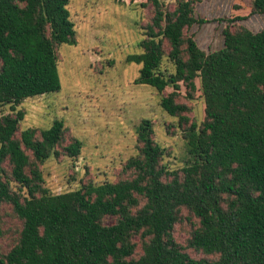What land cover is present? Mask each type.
I'll return each instance as SVG.
<instances>
[{
  "label": "trees",
  "instance_id": "1",
  "mask_svg": "<svg viewBox=\"0 0 264 264\" xmlns=\"http://www.w3.org/2000/svg\"><path fill=\"white\" fill-rule=\"evenodd\" d=\"M70 1L0 0V107L11 109L0 116V221L8 203L22 223L0 264H264V29L228 18L224 46L206 52L188 32L206 22L201 0L144 2L152 17L127 61L141 65L136 83L173 88L161 104L179 117L190 161L169 169L143 119L122 177L54 193L44 163L79 157L83 142L60 118L21 129L18 106L62 87L58 48L78 42ZM245 1L264 13V0ZM182 96L204 98V121L191 122ZM184 220L186 243L175 234Z\"/></svg>",
  "mask_w": 264,
  "mask_h": 264
},
{
  "label": "rangeland",
  "instance_id": "2",
  "mask_svg": "<svg viewBox=\"0 0 264 264\" xmlns=\"http://www.w3.org/2000/svg\"><path fill=\"white\" fill-rule=\"evenodd\" d=\"M146 1L71 0L69 9L78 42L58 48L62 87L27 98L18 106L26 111L21 129L45 128L60 118L68 135L83 142L79 157H51L44 163L46 185L54 193L77 189L83 180L101 183L122 177L124 164L138 153L137 128L143 119L152 120L156 141L167 149L164 162L169 169H181L190 161L179 117L169 114L161 104L162 96L173 88L161 93L150 85L136 83L141 65L127 61L130 53L141 51L144 26L152 17V7L143 6ZM166 1L171 6L175 3ZM196 14L206 22L194 24L188 32L206 52L224 46L228 18L246 16L235 23L253 31L264 29V13H252L245 0H201L196 3ZM180 100L190 105L186 114L191 122L204 121L203 97L191 101L182 96ZM9 112V105L0 107V116ZM1 212L0 250L5 252L16 243L22 223L10 204L4 203ZM106 221L111 223L114 218ZM191 230V222L184 220L177 224L175 234L186 243ZM191 253L202 256L193 250Z\"/></svg>",
  "mask_w": 264,
  "mask_h": 264
}]
</instances>
